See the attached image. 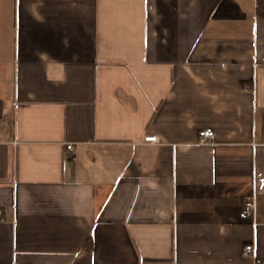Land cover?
I'll use <instances>...</instances> for the list:
<instances>
[{"label": "crops", "instance_id": "crops-1", "mask_svg": "<svg viewBox=\"0 0 264 264\" xmlns=\"http://www.w3.org/2000/svg\"><path fill=\"white\" fill-rule=\"evenodd\" d=\"M259 1L0 0V264L264 260Z\"/></svg>", "mask_w": 264, "mask_h": 264}, {"label": "built area", "instance_id": "built-area-1", "mask_svg": "<svg viewBox=\"0 0 264 264\" xmlns=\"http://www.w3.org/2000/svg\"><path fill=\"white\" fill-rule=\"evenodd\" d=\"M200 144L202 145H208L210 142L213 141L214 135L211 131L206 130L200 133ZM147 144H157L158 138L157 137H147L144 140ZM67 151L70 156H75L76 151L73 145L67 146ZM256 209V204L254 200H247L244 205L243 209L240 213V218L242 220H251L254 217ZM5 221L2 211L0 210V223H3ZM243 256L246 258H252L254 260V264H264V260L259 258L256 254L255 246L254 244L246 245L243 249Z\"/></svg>", "mask_w": 264, "mask_h": 264}, {"label": "trees", "instance_id": "trees-1", "mask_svg": "<svg viewBox=\"0 0 264 264\" xmlns=\"http://www.w3.org/2000/svg\"><path fill=\"white\" fill-rule=\"evenodd\" d=\"M257 10H258V14H259L262 18H264V2H263V1H259V3H258V7H257ZM91 247H92V246H91L90 242H87V243H86V250L90 252Z\"/></svg>", "mask_w": 264, "mask_h": 264}]
</instances>
